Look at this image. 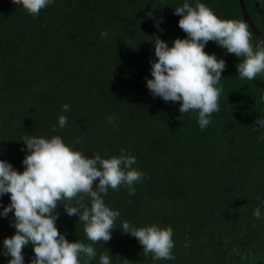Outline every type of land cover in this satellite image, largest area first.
I'll return each instance as SVG.
<instances>
[{"label":"trees","instance_id":"1","mask_svg":"<svg viewBox=\"0 0 264 264\" xmlns=\"http://www.w3.org/2000/svg\"><path fill=\"white\" fill-rule=\"evenodd\" d=\"M183 2L54 0L33 15L19 0H0V155L23 171L21 139L30 135H60L89 156L124 150L136 158L132 167L142 179L131 192L123 185L109 189L105 203L135 226L173 229L174 260L153 261L116 227L109 241L93 245L97 257L90 264L107 249L112 264H264V219L252 215L262 203L257 197H264V128L256 124L264 119V75L241 79V58L209 41L204 51L224 59L225 69L219 111L203 131L196 111L182 115L180 102L153 97L146 87L149 61L156 59L152 36L169 44L186 36L174 14ZM200 2L222 19L246 20L254 47L264 39L254 0ZM61 114L68 122L54 128ZM8 203L4 194L0 210ZM56 212L69 242L91 243L76 215L59 202ZM12 219L11 212L0 218V248L16 231ZM22 254L29 264L31 243ZM8 259L0 256V264Z\"/></svg>","mask_w":264,"mask_h":264},{"label":"clouds","instance_id":"2","mask_svg":"<svg viewBox=\"0 0 264 264\" xmlns=\"http://www.w3.org/2000/svg\"><path fill=\"white\" fill-rule=\"evenodd\" d=\"M54 0H19L23 8L33 15L51 5ZM264 10V0H254ZM180 16L178 26L186 33L184 38H175L171 44L159 36H152L154 56L150 60L151 78L146 87L153 97L165 102H180V113L190 110L198 113L197 122L203 131L211 124L210 117L219 111L218 100L222 88L221 74L225 60L204 51L209 41H214L227 53L241 58L237 65L241 79L254 80L264 75V39L253 46L251 32L246 20L222 19L200 0H184L174 9ZM154 19V27L160 23ZM101 38L109 33L102 30ZM70 105H62L64 112ZM68 117L61 114L54 126L63 129ZM256 124L264 128V119ZM259 139L264 140V136ZM26 155L18 171L0 155V197L9 194L10 203L0 210V218L13 214L12 226L15 233L3 239L0 256L10 257L7 264H24L22 249L31 243L34 257L29 264H90L96 259L97 242L111 239L112 230L119 227L123 234L137 239L145 255L151 253L153 261L174 260L173 229L158 224L135 226L122 219L118 210L105 203L104 196L109 189L116 190L141 180L143 173L133 168L136 158L125 154L102 158L99 153L91 156L65 143L60 135L35 136L21 139ZM95 187H93L94 182ZM262 203L255 207L252 215L264 219V197H257ZM58 202L63 204L67 215H76L83 224V232L91 243L81 240L69 242L58 231L56 212ZM118 218L119 219L118 221ZM118 225V226H117ZM123 261L127 260H122ZM98 264H112L109 250L99 254Z\"/></svg>","mask_w":264,"mask_h":264},{"label":"flooded vegetation","instance_id":"3","mask_svg":"<svg viewBox=\"0 0 264 264\" xmlns=\"http://www.w3.org/2000/svg\"><path fill=\"white\" fill-rule=\"evenodd\" d=\"M258 11L260 12L262 18H264V10H262V9L259 10V8H258ZM263 25H264V24H263Z\"/></svg>","mask_w":264,"mask_h":264}]
</instances>
